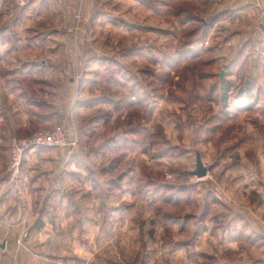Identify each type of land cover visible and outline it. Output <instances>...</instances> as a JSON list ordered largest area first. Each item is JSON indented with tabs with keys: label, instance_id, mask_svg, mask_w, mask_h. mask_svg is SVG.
Returning <instances> with one entry per match:
<instances>
[{
	"label": "rangeland",
	"instance_id": "obj_1",
	"mask_svg": "<svg viewBox=\"0 0 264 264\" xmlns=\"http://www.w3.org/2000/svg\"><path fill=\"white\" fill-rule=\"evenodd\" d=\"M0 58L39 62L22 82L55 111L12 138L76 144L36 208L63 264H175L164 245L208 252L216 197L264 201V0H0Z\"/></svg>",
	"mask_w": 264,
	"mask_h": 264
},
{
	"label": "crops",
	"instance_id": "obj_2",
	"mask_svg": "<svg viewBox=\"0 0 264 264\" xmlns=\"http://www.w3.org/2000/svg\"><path fill=\"white\" fill-rule=\"evenodd\" d=\"M14 60L0 58L2 64H13L7 72L0 74V264H63L60 249L50 251L58 235L55 237L44 228L48 218L38 213V205L48 189L47 194L59 195L62 191V195H66L61 184L59 187L56 182L53 186L45 185L49 175H58L63 150H33L25 157L20 184L13 186L7 178L10 139L53 123L55 114L50 104L43 106L35 101L22 82L28 76L37 75L42 65L36 61L21 62L20 65ZM47 76L51 77V74ZM260 189L255 187L252 191L259 198L254 203H238L236 199L223 201L216 197L212 206H224L226 213L208 219L207 253L197 251L206 244L204 238L201 239L206 231L199 233L197 246L194 244L192 251L188 250L193 245L185 243L169 253L166 249L170 245H162L161 252L173 255L171 262L175 260V264H264V201ZM48 196L46 205H50L52 198ZM64 220H68L67 217L57 218L56 222ZM76 256L67 261H76ZM204 259L207 263H203Z\"/></svg>",
	"mask_w": 264,
	"mask_h": 264
},
{
	"label": "built area",
	"instance_id": "obj_3",
	"mask_svg": "<svg viewBox=\"0 0 264 264\" xmlns=\"http://www.w3.org/2000/svg\"><path fill=\"white\" fill-rule=\"evenodd\" d=\"M34 0H14L19 9L29 6ZM64 4L70 0H55ZM83 2L84 0H78ZM76 144L69 143L66 134L61 129L37 133L31 137L20 139L12 138L9 145L10 157L7 168L8 182L13 186H18L22 181V169L26 155L36 149H61L73 148Z\"/></svg>",
	"mask_w": 264,
	"mask_h": 264
},
{
	"label": "trees",
	"instance_id": "obj_4",
	"mask_svg": "<svg viewBox=\"0 0 264 264\" xmlns=\"http://www.w3.org/2000/svg\"><path fill=\"white\" fill-rule=\"evenodd\" d=\"M230 87H231V83H224V86H223V99H224V101H226L227 99H228V93H229V89H230ZM240 94H244V93H240ZM246 94L248 95L247 96V98H248V100H251V98H252V96H251V88H249L247 91H246ZM251 106H248V109L250 108ZM166 220H170V221H172V220H176V218L175 219H172V217H170L169 215H167L166 216V218H165ZM178 220V219H177ZM186 219H184V221H185Z\"/></svg>",
	"mask_w": 264,
	"mask_h": 264
},
{
	"label": "water",
	"instance_id": "obj_5",
	"mask_svg": "<svg viewBox=\"0 0 264 264\" xmlns=\"http://www.w3.org/2000/svg\"><path fill=\"white\" fill-rule=\"evenodd\" d=\"M207 173H208V171L206 169L199 167L196 175L199 179H204L207 177Z\"/></svg>",
	"mask_w": 264,
	"mask_h": 264
}]
</instances>
